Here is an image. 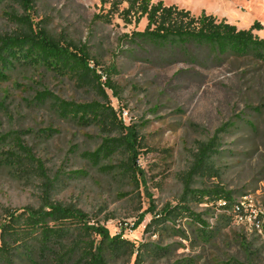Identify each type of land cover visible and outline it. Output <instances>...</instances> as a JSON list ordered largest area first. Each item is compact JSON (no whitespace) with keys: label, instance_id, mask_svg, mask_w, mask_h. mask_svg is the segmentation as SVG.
Instances as JSON below:
<instances>
[{"label":"rangeland","instance_id":"1","mask_svg":"<svg viewBox=\"0 0 264 264\" xmlns=\"http://www.w3.org/2000/svg\"><path fill=\"white\" fill-rule=\"evenodd\" d=\"M159 1L195 16L206 13L225 19L238 29H249L259 22L263 29L255 34L264 39V0H153ZM35 2L36 20L51 34L87 46L100 62L99 70L117 67L113 80L120 97L108 91L112 105L126 125L137 126L144 144L136 162L141 173L136 177L138 184L119 171L94 168L81 153L100 146L99 129L80 128L59 119L48 106L32 103L35 93L43 90L77 103L98 99L96 93L43 69L12 72L8 81L0 82V130L28 132L24 138L37 158L52 176L60 175L56 200L76 204L92 222L105 225L112 236L123 235L136 246L157 243L170 248L168 256L149 257L143 264H227L234 259L264 264V243L246 235L247 228L236 223L224 226L217 222L221 230L210 241L200 237L195 232L197 226L188 219L175 226L187 239L177 233L173 223L159 225L153 236L147 233L150 214L138 224L150 203L159 212L185 197L183 177L193 164L199 143L211 139L225 125L227 132L221 134L219 153L213 157L216 177H196L191 188L218 186L233 192L247 211H264V66L241 60L206 70L184 63H145L138 55L119 54V48L125 34L146 28V18L137 27L126 25L117 16L106 24L95 21L96 15L109 9L100 0ZM11 8L9 0L0 5V33L16 28L7 16ZM46 128L58 133L46 140L39 135ZM6 150L0 149V159ZM123 159L120 154L104 165H117ZM76 171L87 175L70 176ZM40 195L38 181L23 180L0 166V224L6 218L5 209L38 207ZM186 197L192 211L217 225L210 218L211 204L195 201L192 195ZM123 262L126 259L119 264ZM17 264L28 263L19 259ZM129 264H134V259Z\"/></svg>","mask_w":264,"mask_h":264},{"label":"trees","instance_id":"2","mask_svg":"<svg viewBox=\"0 0 264 264\" xmlns=\"http://www.w3.org/2000/svg\"><path fill=\"white\" fill-rule=\"evenodd\" d=\"M6 0H0V5ZM11 11L7 16L15 25L9 33H0V82L8 81L12 72L43 69L59 78L68 79L80 89L94 91L98 97L91 102L67 101L49 90L36 92L32 105L48 106L59 119L80 128L96 127L102 133V142L95 151H84L81 157L94 168L119 173L138 184L140 173L136 166L140 149L144 146L137 126L126 125L111 102V96L120 95L113 76L116 66L99 70L98 62L90 49L72 41L57 38L36 20L35 0H9ZM109 6L107 12L95 16V21L112 23L115 16L126 25L137 27L147 19L143 31L125 34L119 50L121 55L135 57L150 64L176 65L184 63L206 70L222 68L230 62L250 61L264 66V39L255 34L263 29L254 23L249 29H238L225 19L202 13L193 15L176 5L167 6L163 1L153 0H100ZM127 45V46H124ZM182 72L177 73L180 75ZM227 126L219 128L208 141L198 145V152L190 170L183 177L185 197L176 205H167L161 211L150 203L138 221L143 223L147 214L151 221L146 232L156 234L159 225L176 224L185 219L197 226L195 232L206 241L221 230L218 223L230 226L235 223L236 198L233 192L215 186L193 190L196 177H216L213 157L219 153L221 134ZM58 130L46 128L39 135L46 140L53 138ZM24 130L2 132L0 130V166L22 176L23 180L38 181L40 205L23 209H5V220L0 224V264H17L19 259L28 264H143L147 258L159 259L169 255V247L157 243L136 246L123 235L112 236L100 222H92L90 216L76 204L56 200L60 191V175H51L44 162L37 158ZM124 159L117 165H104L117 155ZM58 174V173H57ZM85 171H76L72 177H84ZM186 195L195 201L211 204L213 213L210 224L204 214L192 211ZM206 199V200H205ZM222 202H227L223 207ZM209 215V214H208ZM220 220V221H219ZM186 238L185 233L176 229ZM246 235L260 239L253 232ZM187 239V238H186ZM227 264H253L250 260L237 259Z\"/></svg>","mask_w":264,"mask_h":264},{"label":"built area","instance_id":"3","mask_svg":"<svg viewBox=\"0 0 264 264\" xmlns=\"http://www.w3.org/2000/svg\"><path fill=\"white\" fill-rule=\"evenodd\" d=\"M223 207L227 206V202H222ZM237 215L235 223L245 226L249 232H253L264 243V211H247L245 206L240 202L236 204Z\"/></svg>","mask_w":264,"mask_h":264}]
</instances>
